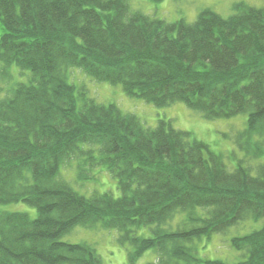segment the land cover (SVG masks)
Here are the masks:
<instances>
[{"label":"trees","instance_id":"1","mask_svg":"<svg viewBox=\"0 0 264 264\" xmlns=\"http://www.w3.org/2000/svg\"><path fill=\"white\" fill-rule=\"evenodd\" d=\"M0 23V83L12 81V66L30 74L0 95V203L37 211H0V264H103L90 245L62 240L77 226L117 230L131 246L128 264L147 250L156 264H228L199 257L194 241L264 218V164L230 170L188 132L163 120L146 127L67 75L78 68L129 97L182 102L209 120L245 114L234 142L257 158L264 7L236 3L227 17L205 9L191 23H168L128 0H0ZM70 160L82 181L107 171L120 195L73 189L60 177ZM177 213V228L165 227ZM231 244L244 256L233 264H264V226Z\"/></svg>","mask_w":264,"mask_h":264},{"label":"rangeland","instance_id":"2","mask_svg":"<svg viewBox=\"0 0 264 264\" xmlns=\"http://www.w3.org/2000/svg\"><path fill=\"white\" fill-rule=\"evenodd\" d=\"M128 2L132 10L156 16L168 23L178 20L191 23L205 9L227 17L233 13V6L236 3H244L258 8L264 7V0H160L158 2L128 0ZM3 32L4 28L0 23V35ZM11 73L12 81L0 83L2 90L0 95H4L5 90L16 82H25L27 76L30 75L28 71H20L16 66H12ZM67 76L70 83L77 87L83 86L88 97L101 104L116 105L125 113L135 115L146 127H155L160 120H163L169 122L175 129L188 132L192 139L205 143L212 152L220 155L230 170L239 162L252 168L264 164V152L261 156L250 159L234 142L235 133L246 128L247 116L245 114L209 120L202 117L200 113L189 109L182 102L157 107L138 97H129L124 93L121 85L98 82L78 68H70ZM60 177L66 180L73 189L84 195H89L92 192H109L115 197L120 195L116 180L104 169H97L93 176L82 181L76 176L75 161L70 160L60 168ZM0 211L23 212L31 218H35L37 215L35 207L25 202L0 203ZM182 220L183 214L177 213L165 227L173 230ZM263 226L264 218L240 221L223 233H214L195 240L196 253L201 258L221 260L228 264L239 262L244 259V256L242 251L236 250L232 246V238L246 235ZM139 233L149 234L145 229L140 230ZM62 240L90 245L98 253L103 264H128L127 253L131 246L119 244L118 231L115 229H88L77 226L65 234ZM147 263H157V255L153 250L145 251L136 262V264Z\"/></svg>","mask_w":264,"mask_h":264}]
</instances>
